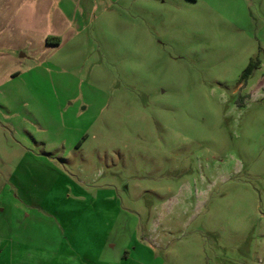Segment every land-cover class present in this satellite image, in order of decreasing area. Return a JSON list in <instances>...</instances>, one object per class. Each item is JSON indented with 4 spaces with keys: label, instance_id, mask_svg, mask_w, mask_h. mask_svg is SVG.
Instances as JSON below:
<instances>
[{
    "label": "rangeland",
    "instance_id": "obj_1",
    "mask_svg": "<svg viewBox=\"0 0 264 264\" xmlns=\"http://www.w3.org/2000/svg\"><path fill=\"white\" fill-rule=\"evenodd\" d=\"M74 245L264 264V0H0V264Z\"/></svg>",
    "mask_w": 264,
    "mask_h": 264
},
{
    "label": "crops",
    "instance_id": "obj_2",
    "mask_svg": "<svg viewBox=\"0 0 264 264\" xmlns=\"http://www.w3.org/2000/svg\"><path fill=\"white\" fill-rule=\"evenodd\" d=\"M49 44H53V45H60L61 44V40H60V38H57L56 40H55V42L54 43H49ZM260 68V67H259ZM258 68V69H259ZM81 146V143L79 144V147ZM85 201H86V199H85ZM86 208V207H85ZM54 213H53V215L54 216H56V215H58V217H59V221L61 220V219H63V221L64 220H66V221H68V223H72V220H70V219H68V216H69V212L70 211H65V210H61V211H59V212H61V215H63V218L60 216V214H58V211H53ZM76 214H77V216L78 217H80L81 219H83V220H85V221H87V220H89V217H87V214H88V210L87 209H82V210H80V211H76L75 212ZM57 217V216H56ZM57 217V218H58ZM61 222V221H60ZM62 224V226L64 227V225H63V223H61ZM113 229V228H112ZM77 245H74V247L76 248V250H74V252H77L78 253V255H76L78 258L76 259V260H78V261H80L81 263H83V264H91L92 262H93V264H97L95 261H94V258L96 257V258H98V253H97V250H95L94 251V254H92L93 255V261H91L88 257H84L81 253L83 252L82 250H80V247H76ZM95 246H97V243H95ZM103 248H105V246H103ZM86 252V251H85ZM70 253H72V252H68L67 254L68 255H70ZM100 253V252H99ZM95 256V257H94ZM96 260V259H95ZM100 261L101 262H105V259L104 258H100Z\"/></svg>",
    "mask_w": 264,
    "mask_h": 264
},
{
    "label": "trees",
    "instance_id": "obj_3",
    "mask_svg": "<svg viewBox=\"0 0 264 264\" xmlns=\"http://www.w3.org/2000/svg\"><path fill=\"white\" fill-rule=\"evenodd\" d=\"M49 42V40H48ZM260 67V61L259 59L257 60H252L248 67L246 68L242 80H247L258 68Z\"/></svg>",
    "mask_w": 264,
    "mask_h": 264
}]
</instances>
